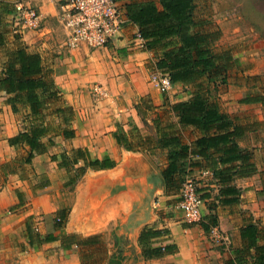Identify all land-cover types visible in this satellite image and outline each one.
<instances>
[{
	"label": "crops",
	"instance_id": "crops-1",
	"mask_svg": "<svg viewBox=\"0 0 264 264\" xmlns=\"http://www.w3.org/2000/svg\"><path fill=\"white\" fill-rule=\"evenodd\" d=\"M15 1L0 0V71L17 34L50 70L55 93L42 110L41 152L9 144L34 116L25 104L13 111L0 94V237L25 235L13 247L31 252L24 264H253L241 234L248 223L264 231V106L216 98L250 128L237 140L251 154L253 171L245 175L240 160L221 162L212 148L200 153L202 133L172 110L191 89L161 92L149 82L156 57L135 45L136 25L126 23L103 48L70 50L57 4L27 0L40 27L19 30ZM188 174L202 199L199 223L177 207ZM211 219L220 240L202 226L212 227Z\"/></svg>",
	"mask_w": 264,
	"mask_h": 264
},
{
	"label": "trees",
	"instance_id": "trees-1",
	"mask_svg": "<svg viewBox=\"0 0 264 264\" xmlns=\"http://www.w3.org/2000/svg\"><path fill=\"white\" fill-rule=\"evenodd\" d=\"M115 1L121 4L129 22L138 27L145 40V49L155 54L154 68L167 73L172 85L182 84L191 89L190 97L173 104L172 110L182 124L202 133L196 141L200 153L212 148L220 154L221 162L240 160L243 163L240 173L251 174V154L237 144L250 128L237 123L221 110L209 86V81L225 77L239 66L231 48L214 50L213 45L220 36L219 29L210 28V23L197 11L194 0ZM14 38L0 71V94L4 93L5 102L13 111H16V104L28 105L34 119L28 131L18 133L8 142L10 145L25 142L32 150L41 152L45 148L40 138L47 131L42 110L47 100L55 96L50 91V70L42 67L40 56L20 42L19 35L15 34ZM238 103L264 106V84L238 99ZM90 163L94 166L100 164L98 160ZM74 181L75 178L70 184ZM64 215L61 213L60 218L63 219ZM210 224L215 225V221L211 219ZM202 226L209 231L207 224ZM241 235L247 249L254 251L253 264H264V231L248 223ZM28 238L32 244L30 233Z\"/></svg>",
	"mask_w": 264,
	"mask_h": 264
},
{
	"label": "rangeland",
	"instance_id": "rangeland-1",
	"mask_svg": "<svg viewBox=\"0 0 264 264\" xmlns=\"http://www.w3.org/2000/svg\"><path fill=\"white\" fill-rule=\"evenodd\" d=\"M194 1L202 18L210 23V28L220 31L214 50L231 48L239 65L227 76L209 81L212 96L226 100L224 94H227L229 99L238 103V99L264 84V0ZM10 214H13L12 209L5 211V215ZM6 223L11 225L13 220ZM22 236L25 235L16 232L0 237V246H3L0 248V264L25 263L31 252L24 247L13 248L19 246L18 239Z\"/></svg>",
	"mask_w": 264,
	"mask_h": 264
},
{
	"label": "built area",
	"instance_id": "built-area-1",
	"mask_svg": "<svg viewBox=\"0 0 264 264\" xmlns=\"http://www.w3.org/2000/svg\"><path fill=\"white\" fill-rule=\"evenodd\" d=\"M46 1L59 7L60 20L67 33L65 46L70 50L78 49L81 45L91 49L103 48L117 38L126 23H130L121 4L115 0ZM13 8L19 30L39 29L40 13L29 1L17 0ZM133 41L138 48L145 49V40L138 30L133 33ZM149 82L161 92H166L172 86L169 75L155 68L149 74ZM94 91L101 93L96 87ZM197 190L195 178L186 175L179 189L177 207L188 223L202 220V199ZM209 233L214 239H221L215 226L209 228Z\"/></svg>",
	"mask_w": 264,
	"mask_h": 264
}]
</instances>
